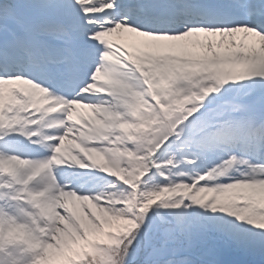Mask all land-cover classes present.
Here are the masks:
<instances>
[{"label":"snow or ice","instance_id":"1","mask_svg":"<svg viewBox=\"0 0 264 264\" xmlns=\"http://www.w3.org/2000/svg\"><path fill=\"white\" fill-rule=\"evenodd\" d=\"M0 264H264V0H0Z\"/></svg>","mask_w":264,"mask_h":264},{"label":"bare ground","instance_id":"2","mask_svg":"<svg viewBox=\"0 0 264 264\" xmlns=\"http://www.w3.org/2000/svg\"><path fill=\"white\" fill-rule=\"evenodd\" d=\"M113 39L114 40H118L119 42H121V43H125V44H129L130 43V41H128V40H126V39H120V38H116V37H113Z\"/></svg>","mask_w":264,"mask_h":264}]
</instances>
